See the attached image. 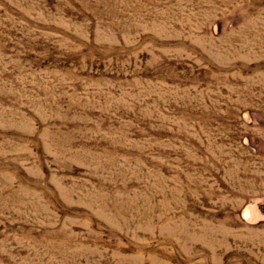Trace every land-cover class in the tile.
<instances>
[{
    "label": "rangeland",
    "instance_id": "obj_1",
    "mask_svg": "<svg viewBox=\"0 0 264 264\" xmlns=\"http://www.w3.org/2000/svg\"><path fill=\"white\" fill-rule=\"evenodd\" d=\"M0 264H264V0H0Z\"/></svg>",
    "mask_w": 264,
    "mask_h": 264
}]
</instances>
